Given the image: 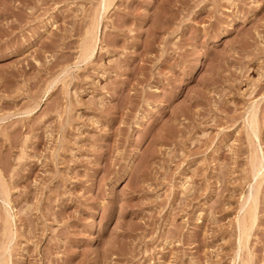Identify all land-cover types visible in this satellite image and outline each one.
I'll use <instances>...</instances> for the list:
<instances>
[{
	"label": "rangeland",
	"instance_id": "rangeland-1",
	"mask_svg": "<svg viewBox=\"0 0 264 264\" xmlns=\"http://www.w3.org/2000/svg\"><path fill=\"white\" fill-rule=\"evenodd\" d=\"M0 264H264V0H0Z\"/></svg>",
	"mask_w": 264,
	"mask_h": 264
},
{
	"label": "bare ground",
	"instance_id": "bare-ground-1",
	"mask_svg": "<svg viewBox=\"0 0 264 264\" xmlns=\"http://www.w3.org/2000/svg\"><path fill=\"white\" fill-rule=\"evenodd\" d=\"M89 43V42H88ZM93 44H94V42H93ZM92 45V44H91ZM87 46V48L85 49L86 51H85V54H86V52H87V55H91L92 54V51L94 50L93 48V46ZM86 57V56H85ZM89 57V56H88ZM254 108H256V107H254ZM255 111V110H254ZM254 114L255 113H253V115H252V119L254 120V118H255V116H254ZM256 122V121H255ZM257 124V123H256ZM254 125V124H253ZM255 126V125H254ZM255 134V133H254ZM251 198V197H250ZM252 201H253V203L255 202V198H254V196L252 197ZM248 202V201H247ZM253 205V204H252ZM245 231V230H244ZM243 234V233H242ZM244 235V234H243ZM248 236V235H247Z\"/></svg>",
	"mask_w": 264,
	"mask_h": 264
}]
</instances>
